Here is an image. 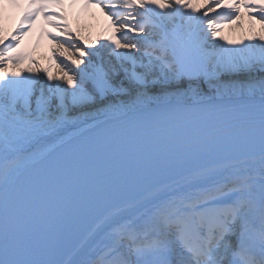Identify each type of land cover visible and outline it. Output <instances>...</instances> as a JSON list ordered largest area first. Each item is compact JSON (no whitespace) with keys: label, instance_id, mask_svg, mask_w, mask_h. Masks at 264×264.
<instances>
[{"label":"snow or ice","instance_id":"obj_1","mask_svg":"<svg viewBox=\"0 0 264 264\" xmlns=\"http://www.w3.org/2000/svg\"><path fill=\"white\" fill-rule=\"evenodd\" d=\"M5 3L0 264H264V32L212 40L264 30V0H84L110 22L91 51L65 0ZM41 16L71 73L9 70Z\"/></svg>","mask_w":264,"mask_h":264},{"label":"bare ground","instance_id":"obj_2","mask_svg":"<svg viewBox=\"0 0 264 264\" xmlns=\"http://www.w3.org/2000/svg\"><path fill=\"white\" fill-rule=\"evenodd\" d=\"M80 3L81 2L75 3L73 5L71 4V0H65L64 7L66 8L67 6L69 11L67 14V17L69 16L67 23L73 30L72 43L78 44V46H84L85 51H91L92 49L87 47L88 45H90L91 41L99 40L101 42H104L105 37L111 34V30L109 28L110 22L108 20V17L105 15V11L101 10V8L99 7L98 8L101 13L98 11L94 13L96 16L100 14L102 19L104 20H101V26H99L98 28L96 24H93V26H91V23L88 24L87 22H83L81 19H84V17H75L73 18L74 20H72L71 18L75 15L74 12H76L75 10L78 6H80L78 5ZM81 4L83 5V3ZM4 11L6 12V15L4 14ZM48 11L57 12L58 10L49 9ZM221 11H223V9H217V12ZM0 12H2V20H0V26L3 27V35L6 37V39L3 41V44H0V47H3L4 44L9 43L11 36L16 31L17 25L20 21L21 11L19 9H14L7 3H5L4 5L0 6ZM7 13H9V15H7ZM210 15H215V13H212ZM87 18L89 20H92L91 17L89 18V14L87 15ZM96 20H98V18H96ZM41 21L42 19L41 17H39L34 25L35 28L32 31L27 32V34L23 35L19 41L18 51L30 55L32 58V62H30L28 59H25L22 63L16 65L15 68H13L11 64H9V70L21 71L24 74H34L39 71L40 75L45 77V80L46 75L43 72L44 68L50 69L51 74L54 77L63 75L61 68H64L71 73L72 71H74V69L71 67L70 61H68L65 57L60 56V51H62L63 49H60L58 45H53L55 41L52 40L51 37L49 38L52 40V42H49L50 39H48L47 36L44 35L43 37L42 30L46 28L43 26V23L40 24ZM103 21H105L106 23ZM262 32H264V30L261 29L260 24L250 20L248 15L244 13L241 16L240 21L236 23L225 22V26L220 32V35L224 38V40H220L218 37L212 38V40L216 44H221L225 43L227 40H240L241 38H247L249 36H258L262 34ZM52 33L54 35H59V33L57 32ZM61 39L63 41V37ZM64 47L67 48V44H65ZM70 52L71 50H69V53ZM25 62H28V64L24 65L26 64ZM81 67H83V65H81Z\"/></svg>","mask_w":264,"mask_h":264},{"label":"rangeland","instance_id":"obj_3","mask_svg":"<svg viewBox=\"0 0 264 264\" xmlns=\"http://www.w3.org/2000/svg\"><path fill=\"white\" fill-rule=\"evenodd\" d=\"M92 11H93V13L95 12V11H98L99 9L98 8H94V7H91L90 8ZM100 11V10H99ZM101 13V12H100ZM88 14H89V12H88ZM90 15H92V13L90 14ZM96 15H94L93 17H92V22L87 18H85L84 20H83V22H87L88 24L89 23H91V26H93V24H96V26H97V28L99 27V26H101V23H102V21L101 20H104V19H102V17L100 16V14L99 15H97L96 17H95ZM96 18H98V20H96ZM103 22H105V21H103ZM106 23V22H105ZM58 30V29H57ZM225 31V30H224ZM223 31V32H224ZM48 39H50V38H48ZM49 42H52V40L50 39V41ZM54 43V42H53ZM52 43V44H53ZM53 45H58L56 42L53 44ZM26 64H24V65H27L28 64V62H25ZM49 63V62H48ZM26 67H28V66H26ZM33 69V68H32ZM29 71H31V70H29Z\"/></svg>","mask_w":264,"mask_h":264}]
</instances>
